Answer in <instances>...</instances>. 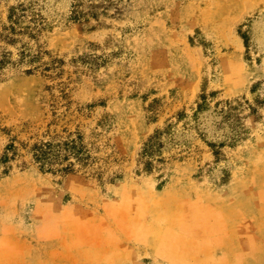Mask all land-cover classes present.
Here are the masks:
<instances>
[{"label":"rangeland","instance_id":"1","mask_svg":"<svg viewBox=\"0 0 264 264\" xmlns=\"http://www.w3.org/2000/svg\"><path fill=\"white\" fill-rule=\"evenodd\" d=\"M29 1L46 24L0 35V264H264V0ZM68 139L83 160L40 169Z\"/></svg>","mask_w":264,"mask_h":264},{"label":"trees","instance_id":"2","mask_svg":"<svg viewBox=\"0 0 264 264\" xmlns=\"http://www.w3.org/2000/svg\"><path fill=\"white\" fill-rule=\"evenodd\" d=\"M46 24L45 18L35 7L32 1H19L9 5L7 9V22L3 25L0 35L10 43L21 41L20 35L34 36V34ZM23 53V50L20 51ZM200 108V107H199ZM148 148H151L148 145ZM16 151V147L10 143L1 156V161H6ZM33 160L44 171L70 172L73 170V161L83 160L84 147L78 145L75 140L40 141L29 147ZM83 154V155H82Z\"/></svg>","mask_w":264,"mask_h":264}]
</instances>
